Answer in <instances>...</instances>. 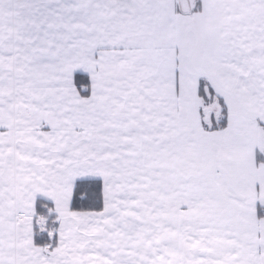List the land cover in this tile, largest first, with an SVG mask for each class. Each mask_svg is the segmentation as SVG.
<instances>
[{
    "label": "snow or ice",
    "instance_id": "6c2138e0",
    "mask_svg": "<svg viewBox=\"0 0 264 264\" xmlns=\"http://www.w3.org/2000/svg\"><path fill=\"white\" fill-rule=\"evenodd\" d=\"M0 264H264V0H0Z\"/></svg>",
    "mask_w": 264,
    "mask_h": 264
}]
</instances>
